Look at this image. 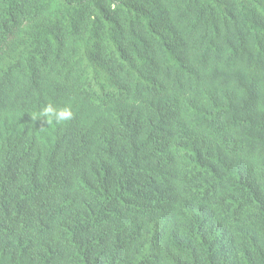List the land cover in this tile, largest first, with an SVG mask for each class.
Returning <instances> with one entry per match:
<instances>
[{
    "label": "trees",
    "instance_id": "trees-1",
    "mask_svg": "<svg viewBox=\"0 0 264 264\" xmlns=\"http://www.w3.org/2000/svg\"><path fill=\"white\" fill-rule=\"evenodd\" d=\"M0 264H264V0H0Z\"/></svg>",
    "mask_w": 264,
    "mask_h": 264
},
{
    "label": "clouds",
    "instance_id": "clouds-1",
    "mask_svg": "<svg viewBox=\"0 0 264 264\" xmlns=\"http://www.w3.org/2000/svg\"><path fill=\"white\" fill-rule=\"evenodd\" d=\"M37 117L43 118L46 122L61 124L70 121L73 118V112L68 106L57 107L50 103L40 110Z\"/></svg>",
    "mask_w": 264,
    "mask_h": 264
}]
</instances>
